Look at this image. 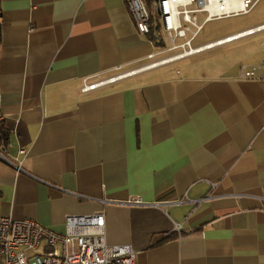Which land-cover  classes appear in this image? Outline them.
I'll use <instances>...</instances> for the list:
<instances>
[{"label": "crops", "instance_id": "crops-1", "mask_svg": "<svg viewBox=\"0 0 264 264\" xmlns=\"http://www.w3.org/2000/svg\"><path fill=\"white\" fill-rule=\"evenodd\" d=\"M259 1L206 21L251 16L197 45L210 47L84 92L174 54L158 24L140 33L127 0H1L0 153L13 164L0 157V216L65 232L68 215L104 213L107 242L136 264H264ZM232 44L221 72L187 62Z\"/></svg>", "mask_w": 264, "mask_h": 264}, {"label": "built area", "instance_id": "built-area-1", "mask_svg": "<svg viewBox=\"0 0 264 264\" xmlns=\"http://www.w3.org/2000/svg\"><path fill=\"white\" fill-rule=\"evenodd\" d=\"M247 1L256 3L258 0H127L138 31L150 34L152 22H155L165 34L167 50L174 51V54L150 65L93 82H89L90 78H87L82 90L87 92L96 89L140 69L177 60L210 47L212 44L193 45L205 22L215 16L247 12ZM201 12H207V17L200 23L198 13ZM254 30L250 29L248 32ZM243 33L247 32L227 39H234ZM219 42L221 40L216 43ZM255 69L254 67L246 70L245 76L254 77ZM0 157L12 162L1 153ZM16 166L21 169L20 165ZM210 197L211 194L207 196ZM130 203L143 202L141 199H134L130 200ZM176 229L182 236V227L177 226ZM136 262L137 251L131 245H112L107 242L104 213L68 215L65 232L56 231L33 218L16 219L12 216H0V264H136Z\"/></svg>", "mask_w": 264, "mask_h": 264}, {"label": "rangeland", "instance_id": "rangeland-1", "mask_svg": "<svg viewBox=\"0 0 264 264\" xmlns=\"http://www.w3.org/2000/svg\"><path fill=\"white\" fill-rule=\"evenodd\" d=\"M252 1H247V5L250 6ZM255 18L264 19V0H260L253 11ZM206 13H199V22H203ZM251 16H239L233 19H217L205 23L204 28L193 42L194 46L203 43L209 39H214L219 36L225 35L228 32H232L238 28V26L248 22ZM236 25V27H234ZM232 45L222 46L213 50L206 51L199 55H196L188 59L189 64H196L203 72H221L229 62H226L225 57L229 56L227 50ZM200 63V64H199ZM198 71V68H196Z\"/></svg>", "mask_w": 264, "mask_h": 264}, {"label": "trees", "instance_id": "trees-1", "mask_svg": "<svg viewBox=\"0 0 264 264\" xmlns=\"http://www.w3.org/2000/svg\"><path fill=\"white\" fill-rule=\"evenodd\" d=\"M1 15H2V2L0 0V53H1V43H2V24H1ZM152 29H155L154 24ZM9 141V131L5 126L4 120H0V146L7 144Z\"/></svg>", "mask_w": 264, "mask_h": 264}, {"label": "bare ground", "instance_id": "bare-ground-1", "mask_svg": "<svg viewBox=\"0 0 264 264\" xmlns=\"http://www.w3.org/2000/svg\"><path fill=\"white\" fill-rule=\"evenodd\" d=\"M232 39V38H231ZM227 40H229V39H227ZM221 42H222V40H221ZM213 45V44H212Z\"/></svg>", "mask_w": 264, "mask_h": 264}]
</instances>
